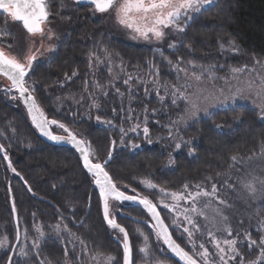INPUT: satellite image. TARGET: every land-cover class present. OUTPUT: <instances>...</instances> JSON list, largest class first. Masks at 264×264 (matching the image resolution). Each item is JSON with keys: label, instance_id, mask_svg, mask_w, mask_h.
<instances>
[{"label": "trees", "instance_id": "1", "mask_svg": "<svg viewBox=\"0 0 264 264\" xmlns=\"http://www.w3.org/2000/svg\"><path fill=\"white\" fill-rule=\"evenodd\" d=\"M57 6H50V25H60L62 33L59 35L56 50L49 59L34 63L30 83L35 81V95L47 117L77 128L84 138L99 149L100 157H106L111 141H116L114 158L108 170L121 185L129 186L128 189L122 188L126 193L134 195L131 191L134 188L141 195L157 197L156 192L146 190L140 183L146 177L160 186L178 190L184 183H206V177L216 178L217 173H220L221 177L214 179L219 187L229 169L230 156L238 154L248 157L254 152L259 153L260 142L264 140V120H260L259 111L248 104L232 105L227 111L217 110L211 118L206 116L194 120L185 129L184 134L193 141L192 148H195V152L191 155L183 150L173 153L174 164L167 167L169 153H172L167 148L173 151L171 146L156 141L135 151L120 148L118 144L121 133L116 128L96 122L95 113L90 115L91 118L79 113L73 120L74 113H61L58 110L55 97L70 89H81L84 80L90 79L87 54L100 44L116 52L130 66H141L147 60H153L160 67L165 79L173 75L162 56L173 64L176 63L177 57H183L185 62L195 60L204 66L216 65V72H223L233 65L241 66L255 60L264 61V0H217L215 7L192 20L174 49H169L166 45H159V49H155L115 37L114 32L103 21L90 14L94 10L93 5L75 3L77 9L68 13L66 9L56 13ZM59 9H63V6ZM4 15L7 14L0 13V16ZM68 17L70 18L67 19ZM15 23L22 26L20 22ZM231 41L237 45L236 53L225 50ZM73 70H78V76L66 81L65 86L61 88L58 82L64 81V74L71 75ZM4 80L7 79L0 76V88L4 86ZM139 95L138 98L144 100L142 102L147 105V114L151 117V131L164 134L163 125L170 114L152 113L151 110L156 108L158 103H154L153 98H147L148 94L145 95L143 91ZM106 108L111 110L108 106ZM102 114L100 112L99 115L107 117ZM152 115L155 116L152 118ZM213 122L222 124L223 128H213ZM13 128L15 133L11 131ZM52 129L55 132L61 130L55 126H52ZM0 130L5 134L0 136V143L8 149L12 167L16 169V173H13L8 167V161L3 158V153H0V233L5 227L13 235V244H16L15 214L11 211L15 202L20 229L26 226L32 232L33 224H42L43 229L47 231L48 238L43 241L40 259H61L64 256L66 234L57 239L55 232L49 227L58 219L55 213L56 206H59L66 216H74L77 221L83 219L82 226L74 225L72 219L67 223L72 232L85 240L90 251L100 249L110 252L122 261V247L115 238L117 233L113 232L102 218L98 190L94 189L90 182L91 176L83 167L77 150L45 142L33 126L23 102L11 100L2 91ZM69 208L74 211H69ZM114 209L117 221L129 231L133 253L135 239L140 236L137 231L139 229L152 236L151 247L160 260L177 264L176 259L167 253L166 247V255L160 254L150 227V216L145 210L127 202H114ZM259 212L264 216V204L259 206ZM161 213L169 223V217L162 208ZM35 234L33 231L32 236ZM173 234L177 236L176 232ZM178 242L184 246V241ZM21 245L22 239L17 252ZM242 252L252 259L258 254V250H249L246 244L242 247ZM7 256L8 252L0 255V264H5ZM69 256L75 259L71 251ZM133 257L135 258V254ZM82 258L84 259V256ZM13 260L20 264L17 256L14 255ZM32 261L39 264L34 256Z\"/></svg>", "mask_w": 264, "mask_h": 264}, {"label": "snow or ice", "instance_id": "2", "mask_svg": "<svg viewBox=\"0 0 264 264\" xmlns=\"http://www.w3.org/2000/svg\"><path fill=\"white\" fill-rule=\"evenodd\" d=\"M75 2H86L93 5L97 13H108L118 26L130 31L133 39L164 42L170 38L172 33L177 35L185 33L188 24L197 16L202 15L204 11L215 7L217 0H75ZM50 3L51 0H0V12L7 14V18H10V21L6 20L4 27H0V76L9 81L6 86L0 88V91L4 92L11 100L23 102L32 124L43 136L52 141L69 143L78 150L83 167L91 176L90 182L98 190L102 218L106 225L117 233L115 238L122 247V261L110 252L100 249L90 251L85 240L77 233L72 232L67 223L69 219H72L74 225L82 226L83 219L77 221L74 216H66L59 206H56L55 215L58 216V219L55 224L49 225V227L55 232L57 239L66 234L64 256L56 261L49 260L47 257L40 259L43 241L48 238L43 231L42 224H33V231L36 233L34 238L29 235L27 228L24 229L23 240L25 243L20 246L17 252V244L22 239L17 215L15 232L17 244H12L7 234L0 236V248L11 250L5 264H18V261L13 260L14 255L25 259H31L34 256L39 264H136L129 231L117 221L114 209V202L125 201L133 202L146 210L150 216V227L160 254L166 255V247L167 253L176 259L177 264H264V216L260 215L259 210L245 214L249 221V227H255L258 234V238L253 239L251 231L242 227L233 228L232 220L229 215H226L227 212L238 211L235 207L238 202H242L249 209L251 202H264V140L260 142L258 154L254 152L247 158L238 154L230 156L229 169L224 174L219 188L213 180L219 179L220 173H217L216 178H205L206 182L211 183L210 189L207 188L205 182H199L184 183L180 189L172 190L160 186L146 177L140 183L145 186L146 190L158 189L160 195L155 198L141 195L134 188L131 189L134 195H128L122 188L128 189L129 186L121 185L108 170V166L114 158L116 141L114 139L111 141L107 156L100 157L99 149L84 138L77 128L70 127L69 124L55 118L49 119L36 98V83L35 81L30 83L34 63L43 57L44 51L54 52L56 50V46L51 44L45 49L44 41L58 39L50 26ZM9 22L22 23L29 37L25 47H20L15 40L12 43H7V38L11 35V29L7 26ZM221 46L223 47V45ZM168 47L175 48L176 43L173 42ZM229 48L233 52L238 51L234 41L229 42ZM87 55L90 74L94 76L95 73L92 72V69L107 64L110 78L104 83L98 79L91 81L85 79L79 93L70 92L64 98L75 100L77 106L87 104L90 112L92 109L101 110V99L109 95L108 89L115 87L114 81L118 77H113L111 73L113 71V56L118 57V54H113L106 46L100 44L90 50ZM161 58L177 73V83L161 82L159 66L150 62V83L156 91L157 97L162 103H167V97L170 95L172 105H176L178 99L185 104L176 119L170 120L167 125L163 126L167 130L166 138L170 141L169 146L173 149L172 153H169L168 166L174 164L173 153H178L182 149V145L193 142L183 138L180 125H186L188 120L197 117L200 113L211 118L217 110L227 111L229 106L235 105L241 99H246L254 104L259 101L261 112L259 119L264 120V78L261 79L259 86H255L249 75L245 81L247 86L236 87L234 90L219 88L209 92L203 87L205 81L214 82L217 79L224 80L226 84L236 80L239 84L240 74L248 72L246 65L232 68L231 76L217 77L215 75L216 65L205 67L195 60L185 62L183 57H177L176 63L173 64L171 60H167L163 56ZM256 64L261 65L262 62L257 60ZM119 67L123 71L122 59ZM181 73L182 75H180ZM78 74V70H73L71 75L65 73L64 81L58 82L59 86L63 88L66 81L72 80ZM138 79V76L128 75L123 81L125 86H129V104L134 100L133 89L130 85ZM181 80L183 83H180ZM140 83L144 84L145 81L140 80ZM161 89L165 92L163 96L159 94ZM144 91L147 95L149 90L145 87ZM12 93H16V95ZM115 94L121 98L120 110L117 111V108L113 107L111 111L114 119L120 120L121 124L116 125L114 119H103L99 115L95 117L96 122L117 128L121 133L119 142L121 147L126 146L134 151L142 149L143 146L131 141H128L126 145L125 141L129 133H138L142 123L145 142L152 145L154 141L149 138L147 106H144L145 116L141 122L137 116H134L133 109L124 108L125 93L121 92L119 88H115ZM61 99V97H57V100ZM221 105L223 108L220 107ZM151 111L155 113L156 110L152 109ZM75 115L73 114V120H75ZM89 118L91 117L89 116ZM133 119L137 120L135 124L128 128L123 126L125 121ZM52 126L61 129L66 135L53 134ZM211 126L217 130L223 128L222 124L214 122ZM11 131L15 133L16 130L13 128ZM0 136H5L2 130H0ZM194 152L195 148L189 149L190 155ZM0 153H3V158L8 161V167L13 173H16L8 156V149L3 143H0ZM256 160L259 161V165L253 167V161ZM229 193L233 195H229ZM161 207L168 210L169 223H166L165 217L161 216ZM11 211L14 214L17 213L15 202L12 204ZM69 211H74V209L69 208ZM33 218H35V213H33ZM253 220H255L254 226L252 225ZM238 223L242 226L243 219ZM137 231L142 236V244L137 248L142 257V264H165L155 255L151 247V237L139 229ZM173 232L177 233L175 238ZM240 237L242 239H239ZM178 240L184 241V246L178 243ZM29 241L32 249L31 255L28 251ZM206 243L211 245L212 251L209 250ZM245 244L249 250H258L259 255L255 259H246L245 254L238 246ZM78 247L79 251H77ZM186 248H190V250H186ZM69 251L72 252L75 259L69 256ZM82 255L87 258L82 259Z\"/></svg>", "mask_w": 264, "mask_h": 264}, {"label": "rangeland", "instance_id": "3", "mask_svg": "<svg viewBox=\"0 0 264 264\" xmlns=\"http://www.w3.org/2000/svg\"><path fill=\"white\" fill-rule=\"evenodd\" d=\"M75 3H76L75 0H51L50 6L57 4L58 5L57 6L58 10H57L56 13L63 12L64 9H66V11L68 13L69 11L73 12L75 10V8H76ZM61 6H63V9H59ZM0 13H2V12H0ZM90 14L93 15L94 18L103 21V23H105V25H107V27L109 29H111L112 32H114V36L115 37L122 38V39H124V40H126V41H128L130 43L143 45V46H149V47H153L155 49H159V47H158L159 45H162V46L166 45L168 47V45L173 43V42L176 43V47H177L178 41L181 38V36L183 35V34L177 35L175 33H172L170 35V38L167 39L164 42H155V41L147 42V41H143V40H139V39H133L132 38V34L130 33V31L125 30L122 27L118 26L115 23V20L112 18V16H110L108 13H103V14L100 13L99 14V13L95 12V10H92V12H90ZM69 18L70 17H68L67 19H69ZM6 20L10 21V18H7V15L0 16V27H4V25L6 23ZM64 20H66V19H64ZM51 23H53V22H51ZM54 23H56V22H54ZM191 23H192V21L188 24L187 27H189V25ZM7 26L11 29V35L7 38V43H12L13 40H15L20 47H22V48L25 47L27 42H28V39H29L26 30L21 25L16 24L15 22H9ZM50 26H51L52 30L55 32L56 37H58V39H53L51 41L45 40L44 41L45 49L50 44L51 45H55L57 47V44H58V41H59V37H60L59 35H61V33H62V27L60 25L53 24V26L52 25H50ZM37 46H39V45H37ZM169 49H174V48H169ZM225 50L229 51V52H233V51L230 50L229 47H225ZM42 51H44V50L42 49ZM109 51L112 52L113 54H117L114 51H111V50H109ZM52 53L53 52L44 51V55H43V57L40 60L49 59V57L51 56ZM121 59L122 58H121L120 55H118V57L116 55L113 56V71H112L111 75L113 77H118V79H116L114 81L115 87L108 89L109 95L107 97H103L101 99L100 103L102 104V109H101L102 111L96 110V109H92L89 112L87 104H81V105L77 106L75 100L64 98L67 93H70V92L79 93L81 89H77V90L76 89L75 90L70 89V90L65 91V92L61 93L60 95L56 96L55 97V105L58 108V110L61 111V113H74V114L82 113V115L86 116V117L87 116L89 117L91 114H94V113H95V117H96L101 112V113H103L102 115H106L107 116V117L104 118L101 115H99L103 119H114L113 113L110 114V112H112V111L111 110L108 111L106 106H108L110 109H112L113 107H116L117 111L120 110L121 98L115 94V88H119L121 92L125 93V97L123 98V106H124V108L127 109V108L130 107L131 109H133L134 110V116H137L139 118V121L142 122L144 120V116H145L144 106H147V105H146V103L142 102L144 100H142V99H140L138 97H140L139 94H142V91L145 94L144 89H145V87H147L148 90H149L147 98H153V102L154 103H158V106L156 108H154L156 110L155 113H158V112L165 113V112H167L168 114H170V116H168L167 121H165L164 125H167L170 120L176 119L177 114H179L181 112V110L185 107V104L183 102H181V100L178 99L177 100V104L176 105H172L170 103L171 98H172L170 95H168V97H167V101H168L167 103H162L159 100V98L156 95V91L152 90L154 88H152L153 86L150 83L151 77L149 76V63L153 62V60H147L146 63L141 65V66H139V65L138 66H130L126 62L125 59H122L124 68H123V71H121V69L119 67ZM256 61L257 60H255V61H253L251 63H248V64H243L241 66L233 65V66H230V67L226 68L223 72H216L215 71V75L217 77H226V76H231V69L232 68H240V67H244L246 65L247 69H248V72L240 74V83L239 84L236 82V80H232L230 83L226 84L224 80L217 79L214 82L213 81H205L203 87L209 92L213 91L214 89H219V88H232L234 90L236 87H246L247 84L245 83V81L247 80L249 75L252 77V80L254 81L255 86H259L260 83H261V79L264 78V61H261L262 62L261 65H257ZM205 67H208V66H205ZM107 69H108V65L107 64H104V65H101V66H98V67L92 69V72H94L95 75L93 76V75L90 74L89 81H91L92 79H98L101 83L106 82L110 78V75H109V72H108ZM169 71L172 73L173 76H171L169 79H165L166 77L162 74V72L160 70L159 79L161 80V82L167 81V82H170V83H177V73L172 68H170V66H169ZM128 75L138 76L139 77L138 80L133 81L131 83V85H130V87L133 89L132 96L134 97V100H133V102L131 104H129V100H128V87L129 86H125L123 84L124 79H126ZM180 75H182V73ZM140 80L145 81V83L141 84ZM2 83L4 84V86H6L9 83V81H7V80L5 81L4 80V81H2ZM180 83H183V80H181ZM150 86H151V88H149ZM89 87L91 89V84L89 85ZM159 94L161 96H163V95H165V92L161 89ZM13 95H15V94H13ZM57 97H61L62 99L61 100H57ZM77 99H79V96H77ZM239 104H248V105L254 107L255 109H257L259 111V113L261 114V112L259 110V101H257L254 104V103L250 102L249 100L241 99L235 105H239ZM220 107H223V105H221ZM109 115H112L113 117H111ZM121 115H124V113H121ZM154 116L155 115H152V118ZM201 117H206V116L203 113H200V114H198L197 117H193L192 119L188 120L186 125L185 124H181L180 125L181 134H182V136H183V138L185 140H191L190 138H187L185 136V134H184L185 129L194 120H196L198 118H201ZM150 118L151 117H149V115L147 114L148 127H149V122L151 121ZM158 121L159 120H157V122ZM136 122H137L136 119H133L131 121H125L123 126L125 128H128L131 125L135 124ZM114 123L116 125H120L121 121L114 119ZM160 124H163V123L160 122ZM142 127H143V124L141 123V128L138 130L137 134L129 133V135L127 136L126 141H125L126 145H127L128 141H131L133 143H139L143 147L148 145L145 142V137H144V134L142 132ZM149 129H150V127H149ZM164 129H165V131L162 132L164 134H160L157 131L154 133L150 129L149 138L152 139L154 142L157 141V142L163 143L165 146H169L170 145V141H168L167 138H166L167 137V130H166L165 127H164ZM192 144H193V142L191 144L182 145V149L179 152H183V151L189 152V149L192 148ZM118 145H119L120 148H127V149L131 150L130 148H128L126 146L125 147H121L120 143ZM185 148H186V150H184ZM167 150L169 152H172L170 148H167ZM241 157H243V156H241ZM245 158H247V157H245ZM257 165H259V161L258 160L253 161V165L252 166L256 167ZM167 167H168V164H167ZM237 167H239V165H237ZM223 178H222V180H223ZM213 182H214V180H213ZM206 186H207V188L210 189L211 188V183L206 182ZM152 192H156L158 194V196L160 195L158 189L157 190H152ZM229 195H233V194L229 193ZM263 204H264V202H262V203L251 202V208L249 209L242 202H238L235 205V207H236V209H238V211L237 212H227L226 215H229L230 219L232 220L233 228H241L242 227L243 229H247L248 231H251L252 238L253 239H257V236H258L257 231L255 230V227H251V228L249 227V221H248L247 216L245 214L248 213V212H254V211L259 210V206H261ZM163 211L169 217L168 210H164L163 209ZM241 219H243V225L242 226L238 223V221H240ZM201 222H203L202 219H201ZM252 225L253 226L255 225V220L252 221ZM25 228H26V226H24V228L21 229V236H22V245L21 246H23L24 243H25L24 240H23V232H24ZM43 231L45 232L46 236L48 237L47 231H45L44 229H43ZM28 232H29V235L31 237H33V238L35 237L36 234L34 236H32V232L33 231L31 232L28 229ZM142 232L144 234H146V232H144V231H142ZM5 234H7V236L9 237V241L13 244V235L11 234L10 231L8 232L7 229L5 227H3V230L1 231L0 235L3 236ZM233 235H235V233H233ZM150 237H151V241H153V238H152L151 235H150ZM239 239H242V237H240ZM141 244H142V236H139V237H137V240L135 239V246H134V253H133V254H135L134 260H135L136 264H142L141 254L137 251L138 246H140ZM28 245H29L28 251H29V254L31 255L32 249L30 247V241L28 242ZM206 246L209 247L210 251L213 250L210 244L206 243ZM238 246L240 247V250L242 251V247H244V245L243 246L238 245ZM10 251H11L10 249L0 248V255L1 254L3 255V253L7 254V252H8V255H9V254H11ZM258 255H259V252H258V254L256 253V255H255V257H253V259H255ZM83 256L84 255H82L81 258ZM245 257H246V259H252L251 256L250 257L245 256ZM32 258L31 259H25L23 257L17 256V259L19 260L20 264H23V262H25V263L27 262V264H34L33 261H32ZM86 258L87 257L84 256V259H86ZM161 261L165 262V264H174V263H170V262L164 261V260H161Z\"/></svg>", "mask_w": 264, "mask_h": 264}, {"label": "water", "instance_id": "4", "mask_svg": "<svg viewBox=\"0 0 264 264\" xmlns=\"http://www.w3.org/2000/svg\"><path fill=\"white\" fill-rule=\"evenodd\" d=\"M81 3H86V2H81ZM86 4H88V3H86ZM24 105V104H23ZM24 107L26 108V106L24 105ZM27 110V109H26ZM29 115V114H28ZM29 118H30V116H29ZM31 120V119H30ZM34 126V125H33ZM35 127V126H34ZM36 129V128H35ZM37 130V132L39 133V135H40V137L45 141V142H47L48 144H51V145H64V146H68V147H71V148H74V146L73 145H71V144H69V143H66V142H56V141H52V140H50V139H48L47 137H45V136H43L40 132H39V130L38 129H36ZM51 131L53 132V130H52V127H51ZM53 134H55V135H66V134H56V133H54L53 132ZM75 149V148H74ZM77 152H78V150H77ZM79 153V152H78ZM81 158V157H80ZM81 161H82V158H81ZM86 170V169H85ZM95 189V188H94ZM128 194V193H127ZM128 195H132V194H128ZM125 202H127V201H125ZM127 203H129V204H132V205H134V206H136V207H139V208H141V209H143L142 208V206H140V205H137V204H135V203H133V202H127ZM146 211V210H145ZM161 216L162 217H164L163 216V214L161 213ZM15 222H17V213L15 214ZM165 222L167 223V221H166V219H165ZM19 227H20V225H19ZM21 230V229H20ZM129 236H130V234H129ZM173 237L175 238V236H174V234H173ZM130 240H131V236H130ZM21 242V241H20ZM20 242H19V244H20ZM131 242H132V240H131ZM178 242V241H177ZM179 243V242H178ZM16 244H17V242H16ZM19 244H17V248H18V246H19ZM17 248H16V250H17ZM14 257V256H13Z\"/></svg>", "mask_w": 264, "mask_h": 264}, {"label": "flooded vegetation", "instance_id": "5", "mask_svg": "<svg viewBox=\"0 0 264 264\" xmlns=\"http://www.w3.org/2000/svg\"><path fill=\"white\" fill-rule=\"evenodd\" d=\"M52 130H53V129H52ZM53 132L56 133V134H66V133H64L62 130L57 131V132H55V131L53 130Z\"/></svg>", "mask_w": 264, "mask_h": 264}]
</instances>
